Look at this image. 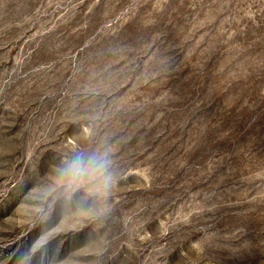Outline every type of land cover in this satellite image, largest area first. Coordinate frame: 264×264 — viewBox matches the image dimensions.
Here are the masks:
<instances>
[{
	"label": "rangeland",
	"instance_id": "1",
	"mask_svg": "<svg viewBox=\"0 0 264 264\" xmlns=\"http://www.w3.org/2000/svg\"><path fill=\"white\" fill-rule=\"evenodd\" d=\"M80 155L106 190L69 186ZM25 257L264 264V0H0V264Z\"/></svg>",
	"mask_w": 264,
	"mask_h": 264
},
{
	"label": "clouds",
	"instance_id": "2",
	"mask_svg": "<svg viewBox=\"0 0 264 264\" xmlns=\"http://www.w3.org/2000/svg\"><path fill=\"white\" fill-rule=\"evenodd\" d=\"M106 162L97 161L95 158L77 156L68 163L64 169V175L68 178L69 186L78 185L81 179L88 175H98L102 178L103 187L106 190L110 184V177L105 175ZM48 237H41L32 247L31 253H35L47 241ZM30 253V254H31ZM28 257H25L21 264H26Z\"/></svg>",
	"mask_w": 264,
	"mask_h": 264
}]
</instances>
